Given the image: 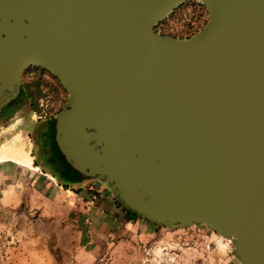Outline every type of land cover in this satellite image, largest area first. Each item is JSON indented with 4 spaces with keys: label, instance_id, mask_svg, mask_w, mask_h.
Masks as SVG:
<instances>
[{
    "label": "water",
    "instance_id": "1",
    "mask_svg": "<svg viewBox=\"0 0 264 264\" xmlns=\"http://www.w3.org/2000/svg\"><path fill=\"white\" fill-rule=\"evenodd\" d=\"M0 0V116L39 66L68 97L54 139L79 173L170 229L205 224L264 264V0Z\"/></svg>",
    "mask_w": 264,
    "mask_h": 264
},
{
    "label": "crops",
    "instance_id": "2",
    "mask_svg": "<svg viewBox=\"0 0 264 264\" xmlns=\"http://www.w3.org/2000/svg\"><path fill=\"white\" fill-rule=\"evenodd\" d=\"M19 122L0 125V240L10 234L21 247L27 241L26 248L42 250L49 264H58L45 243L49 230L42 226L72 229L76 256L84 254L87 262L122 235L153 231L145 218H135L118 205L100 181H84L78 189L64 186L36 160L29 132Z\"/></svg>",
    "mask_w": 264,
    "mask_h": 264
},
{
    "label": "rangeland",
    "instance_id": "3",
    "mask_svg": "<svg viewBox=\"0 0 264 264\" xmlns=\"http://www.w3.org/2000/svg\"><path fill=\"white\" fill-rule=\"evenodd\" d=\"M186 1L176 6L174 13L171 11L164 17L166 21L160 28L163 33L178 37L186 35L190 24L195 22L193 18L201 12H203L201 21L204 19L206 21L207 10L199 3ZM37 71L45 72L42 69ZM46 73L47 78L31 76L29 71L22 74V82L26 88L34 89L32 91L34 96L36 88L40 91V95L35 97L37 107L35 113L28 110L25 114L23 127L27 126V129L29 125L36 123L35 119L39 114L55 113L68 97L59 80L50 72ZM41 102L47 105H41ZM36 160L49 170L38 156ZM90 181L98 180L91 178ZM41 228L49 230L45 243L50 249L51 258L58 264H240L234 255L230 239L200 223L176 229L161 224L156 227L153 225V231L149 233L132 231L118 237L103 255L90 262L84 261V254L79 253V256H76L78 249L72 238L74 235L72 229L67 227L60 229L53 224ZM22 244L21 247L19 241L12 239L10 234L8 237H2L0 264H49L47 262L49 258L42 250L33 253V250L25 247L30 245L29 242L24 241Z\"/></svg>",
    "mask_w": 264,
    "mask_h": 264
},
{
    "label": "flooded vegetation",
    "instance_id": "4",
    "mask_svg": "<svg viewBox=\"0 0 264 264\" xmlns=\"http://www.w3.org/2000/svg\"><path fill=\"white\" fill-rule=\"evenodd\" d=\"M43 68L35 65H31L27 67L24 71L30 70H39ZM34 89H28L25 87L24 83L22 82L20 92L11 102H9L6 106H4L1 110L0 116V125L8 124L15 119L22 120V122L18 123L17 125L23 126L25 123V114L28 110H31L33 113L36 111V104H35V96L33 94ZM54 114H47L44 115L39 114L35 119L36 123L33 125H29L28 127L25 126L26 130L29 132V138L31 140L32 151L37 159V156L44 162L43 155L49 154L50 149L47 144V137L46 133L51 127L52 119ZM32 127V128H31ZM32 129V130H31ZM36 146V149H34Z\"/></svg>",
    "mask_w": 264,
    "mask_h": 264
},
{
    "label": "trees",
    "instance_id": "5",
    "mask_svg": "<svg viewBox=\"0 0 264 264\" xmlns=\"http://www.w3.org/2000/svg\"><path fill=\"white\" fill-rule=\"evenodd\" d=\"M193 1L196 2V3L201 4L202 7L204 8V10H206L204 4L201 3V2H198L196 0H187L186 3L187 2L191 3ZM176 8H174L172 10V13H174ZM172 13H171V15H172ZM202 16H203V12H201L196 17H194L193 19L195 20V22L190 24L188 33L186 35L181 36V37H187V36L193 34L195 31H197L205 23V19L201 21ZM164 21H166V18H164L163 20H160L155 25V30H157V31L160 30V32L163 33V31L160 28L165 23ZM36 91L37 92H36V96L35 97H38L40 95V91H39L38 88H36ZM54 121L55 120H54V117H53L52 123H51V127L46 133L47 144L49 146L50 152H49V154L43 155L44 164H46L48 166L49 170H51V172H53L59 178L60 182L63 183L64 186L78 189L80 187H75V186L82 184L84 181H90L91 178L90 177H86V176L82 175L81 173H79L77 170H75L66 161L64 155L61 153V151L58 148V146L56 144V141L54 139V130H55ZM116 203L118 205L122 206L133 217H135V218L136 217H141L136 211H133L131 209H128V208L124 207L121 204L120 201L116 200ZM150 223L152 225H154L155 227L160 225V224H156V223H153V222H150Z\"/></svg>",
    "mask_w": 264,
    "mask_h": 264
},
{
    "label": "built area",
    "instance_id": "6",
    "mask_svg": "<svg viewBox=\"0 0 264 264\" xmlns=\"http://www.w3.org/2000/svg\"><path fill=\"white\" fill-rule=\"evenodd\" d=\"M43 71H45V72H40V71H37V70H30L29 72H30L31 76H37V77H41V78H47L48 77V74L46 73L47 70L44 69ZM40 104L41 105H44V106L47 105V103L44 104L43 102H41Z\"/></svg>",
    "mask_w": 264,
    "mask_h": 264
}]
</instances>
